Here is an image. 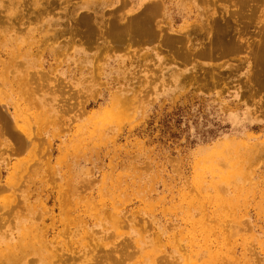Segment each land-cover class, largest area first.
<instances>
[{
  "label": "rangeland",
  "instance_id": "rangeland-1",
  "mask_svg": "<svg viewBox=\"0 0 264 264\" xmlns=\"http://www.w3.org/2000/svg\"><path fill=\"white\" fill-rule=\"evenodd\" d=\"M48 1L21 20L19 0H0V38L33 31L39 47L7 50L37 58L17 59L25 82L7 88L10 102L19 91L20 110L11 113L27 143L13 155L14 139L0 138V180L11 186L0 195V215L15 234L23 219L33 221L38 251L29 258L102 264L122 251L118 264H153L152 256L264 264V86L250 81L251 34L236 36L243 51L213 58L198 55L196 34L187 36L186 60L156 58L151 45L88 50L84 40L58 35L60 23L70 9L112 12L119 0H58L46 8ZM126 1L124 11L136 12ZM192 2L204 13L229 12L228 0ZM158 21L170 27L167 13ZM128 57L132 64L117 63ZM27 72L46 77L27 79ZM98 94V103L82 106Z\"/></svg>",
  "mask_w": 264,
  "mask_h": 264
},
{
  "label": "bare ground",
  "instance_id": "bare-ground-1",
  "mask_svg": "<svg viewBox=\"0 0 264 264\" xmlns=\"http://www.w3.org/2000/svg\"><path fill=\"white\" fill-rule=\"evenodd\" d=\"M95 0H87V3H92ZM106 1V0H104ZM199 2V0H196ZM205 2H212L213 0H202ZM229 12L216 13L207 12L204 13L198 9V3L192 2V0H131L134 5H137V9L132 7V10H136L133 14H128L124 10L129 6L128 1L119 0L120 7L112 12H100L95 9L94 6L85 7L90 12L80 13L78 10L70 9V12L66 15L67 20L60 23L61 29H58V35L72 34L78 40H84L83 45L90 49H102L103 51L116 52L127 51L134 47H143L146 45L152 46V51L156 54L155 57L161 55L168 56L170 59L186 60L185 56V43L187 36L196 34L201 37L200 50L198 55L202 58H213L217 55H221L226 51L230 53H239L243 51L244 45L236 40L237 35L251 34L253 39V48L248 52L249 60L254 66V74L250 81H253L255 86H264V11L259 14L261 5H264V0H228ZM43 0H19V9L24 11H17L20 14L16 19H27L30 16L33 7L39 8ZM59 5L58 0H49L46 8L56 7ZM87 9V10H88ZM97 10V11H96ZM123 11V12H122ZM177 11V12H176ZM122 12V13H120ZM171 12H176L174 15ZM34 13V12H32ZM166 13L170 16V27L163 26L159 18H163ZM229 13V16H226ZM204 16V18H203ZM203 18V19H202ZM15 19V20H16ZM258 20L254 23L255 20ZM1 18L0 15V23ZM191 20H196L198 26H191ZM182 21L187 23L183 28H175L174 22ZM192 30H187L189 27ZM64 27V28H62ZM187 30V32H183ZM3 31V29H2ZM27 42V46L32 47L30 49L39 48L33 31H28L27 35L23 39L17 37L4 36L0 38V138L4 139L6 136H11L14 141L7 148L8 154H20L25 147L27 141L24 136L17 130V126L14 124L15 120L12 115V107L16 113L17 108L15 97L19 91L14 92L12 95L13 100L8 98L7 92L13 91L7 90V88H15L22 85V81L25 82V78L19 76L17 72L19 70L14 67L17 63L16 60L21 59H35L37 58L34 51H27L17 56L11 55L7 50L12 47L11 51L15 52V48L20 49L23 43ZM138 48V49H139ZM137 49V50H138ZM53 50V49H51ZM145 48L143 51H147ZM184 50V51H183ZM18 51V50H16ZM58 49L53 51L57 53ZM142 51V52H143ZM138 52L133 53L135 56ZM190 54L189 52H186ZM49 54V55H50ZM192 55V54H191ZM55 56V55H54ZM189 56V55H188ZM194 56V55H192ZM5 57V59H3ZM89 57V56H88ZM87 57V58H88ZM83 60L79 58L77 65L89 62L90 58ZM133 59L122 58L117 61L118 64H132ZM113 70V69H112ZM27 79H40L44 80L46 74L44 72L33 73V76L29 72L24 75ZM36 77V78H35ZM112 80V79H111ZM60 89V87H59ZM24 94V93H23ZM99 96H93V98L87 99V102L83 103V107L87 108L95 105L99 102ZM11 107V108H10ZM49 111V110H48ZM243 123L237 124L239 126ZM247 126V123H244ZM257 124H253L256 126ZM3 142V143H4ZM3 170L0 169V179L2 180ZM0 180V195L7 190H10L6 184H2ZM11 183V182H10ZM8 187V188H7ZM8 220L0 215V264H19L22 259L27 260V264H38L43 262L44 264H69L67 259L63 262H57L53 259V255L32 258L29 257L36 253L37 247L35 246L36 232L34 231L33 221L23 219V228L17 234H15L10 227H6ZM6 228V229H5ZM121 251V250H120ZM121 257L112 259L108 258L103 261L102 264H118L122 262L124 257L121 251ZM23 255V256H20ZM156 257L152 256L148 260H152L153 264H178L169 258L161 259L156 262Z\"/></svg>",
  "mask_w": 264,
  "mask_h": 264
}]
</instances>
